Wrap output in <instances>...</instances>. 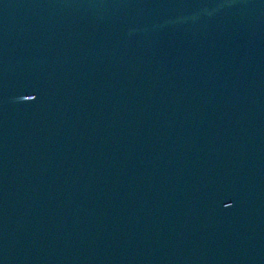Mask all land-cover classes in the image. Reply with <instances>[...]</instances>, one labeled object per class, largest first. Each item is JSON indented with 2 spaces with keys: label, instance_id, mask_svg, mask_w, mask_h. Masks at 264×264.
Wrapping results in <instances>:
<instances>
[{
  "label": "water",
  "instance_id": "obj_1",
  "mask_svg": "<svg viewBox=\"0 0 264 264\" xmlns=\"http://www.w3.org/2000/svg\"><path fill=\"white\" fill-rule=\"evenodd\" d=\"M0 264H264V0H0Z\"/></svg>",
  "mask_w": 264,
  "mask_h": 264
}]
</instances>
